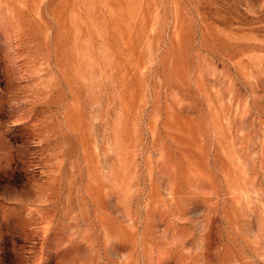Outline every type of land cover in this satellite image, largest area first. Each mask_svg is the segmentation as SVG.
<instances>
[{"label":"rangeland","instance_id":"1","mask_svg":"<svg viewBox=\"0 0 264 264\" xmlns=\"http://www.w3.org/2000/svg\"><path fill=\"white\" fill-rule=\"evenodd\" d=\"M0 264H264V0H0Z\"/></svg>","mask_w":264,"mask_h":264}]
</instances>
